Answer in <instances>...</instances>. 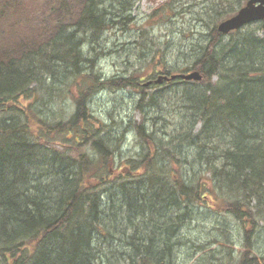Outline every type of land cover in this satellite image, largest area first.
I'll use <instances>...</instances> for the list:
<instances>
[{
  "label": "trees",
  "instance_id": "16d2710c",
  "mask_svg": "<svg viewBox=\"0 0 264 264\" xmlns=\"http://www.w3.org/2000/svg\"><path fill=\"white\" fill-rule=\"evenodd\" d=\"M14 1L0 4V264H264L252 249L264 228V21L217 29L248 0L195 2V30L183 35L206 33L183 63L166 65L156 49L146 75L111 78L95 72L99 41L109 16L127 19L137 0H79L63 16L69 0H56L52 31L7 41L4 10L27 14ZM192 71L202 80L170 79ZM107 89L139 95L137 152L122 151L128 131L113 114L94 115L91 101ZM215 207L239 227L237 257L220 221L207 238L215 248L184 250L185 223Z\"/></svg>",
  "mask_w": 264,
  "mask_h": 264
},
{
  "label": "rangeland",
  "instance_id": "374dc122",
  "mask_svg": "<svg viewBox=\"0 0 264 264\" xmlns=\"http://www.w3.org/2000/svg\"><path fill=\"white\" fill-rule=\"evenodd\" d=\"M2 1L0 0V4ZM62 1L60 0V4ZM171 1L137 0L133 8L129 11L130 14L124 12V14H127V19H118L115 11L112 14L117 17L108 15L109 18L116 21H111L112 25L110 29L102 35L99 41V45L102 46V52L99 54L95 63V72L97 71L101 76L110 78L122 75L126 77L135 74L146 75L150 69V67H147L148 61L152 58V51L156 49L164 56L162 60L163 62L165 61L166 65L174 67L177 64L183 63L185 57L190 54L191 48L198 45L202 41L203 36H205L206 28L200 26H198L199 33L197 38L189 41L183 35H188L190 30H195L194 25L196 23L194 24L193 15L196 14L197 9L193 4L195 2H203L204 0H177L173 4L175 7L174 11L170 9L167 11L166 8L169 6H166V4H170ZM14 3L23 4V11L27 14L22 15L19 12L15 13L9 9L4 10L3 13L8 15V18L3 22L2 27L7 31V41L15 40L17 37L34 38V36L42 35L44 28L52 31L55 27L54 25H56L55 21L59 19L55 18L52 13V6L56 5V0H15ZM78 3L79 0H69V3L65 5V9L62 10L61 15L63 16L64 11L74 14L79 8ZM17 20L22 22L30 20V22L22 24L21 26L9 24ZM16 27L20 28L18 29ZM250 29H246V31H250ZM142 33H144L143 36ZM146 35L155 36L157 38L156 43L151 44L150 41H147L145 38ZM150 36L147 38H152ZM140 44H147L150 49L142 47ZM84 53L88 56V51H84ZM156 61L159 62L160 59L157 58ZM161 88L165 90L175 87L165 85ZM132 91V89H126L125 91H113L112 89L100 90L91 101L92 110L98 120L102 118V120L108 123L109 115L113 114L116 117L115 119L120 121L124 125V129L126 128L128 131L126 140L121 144V149L125 151V154L129 150L130 152L138 151L133 133L130 132V129L132 125L141 123L146 119L145 114L142 116L136 109L137 99L135 98L137 95H134ZM158 91L159 89L156 87L155 89H149L148 92L155 94ZM71 92L76 96L77 88L73 87ZM113 101H116V103ZM61 106L66 107V104H62ZM53 109L58 111L60 107L54 104ZM149 116L147 114V118ZM164 116L173 123L171 125L172 127L177 126L179 123V117L176 114L170 117ZM57 147L60 150L62 149L60 146ZM207 202L209 203V201ZM209 205L211 206L210 203ZM202 210L203 212L199 211L197 214L198 217L193 222H189L190 224L188 222L185 223L187 227L182 231L180 236H185L186 246L184 250L188 254H191L190 248L195 242L197 244L209 242L210 244H208L207 249L215 248L207 238L217 232L215 230V223L220 221L234 236L233 244H231L234 250V256H239V250L241 249L239 234L241 232L234 219L231 216L216 214L220 210L219 207H215L216 211L211 210V208ZM258 233H260L258 239L255 237L252 239V249L255 250L257 255H264V228L262 230L258 229ZM185 261L184 264H195L193 260Z\"/></svg>",
  "mask_w": 264,
  "mask_h": 264
},
{
  "label": "water",
  "instance_id": "95a60500",
  "mask_svg": "<svg viewBox=\"0 0 264 264\" xmlns=\"http://www.w3.org/2000/svg\"><path fill=\"white\" fill-rule=\"evenodd\" d=\"M261 20H264V0H248L235 15L222 21L217 29L222 34H228L231 31L239 30L245 25ZM177 77L196 81L202 79V75L198 71L173 75L171 79ZM157 82L161 83L162 80L159 78Z\"/></svg>",
  "mask_w": 264,
  "mask_h": 264
},
{
  "label": "bare ground",
  "instance_id": "6f19581e",
  "mask_svg": "<svg viewBox=\"0 0 264 264\" xmlns=\"http://www.w3.org/2000/svg\"><path fill=\"white\" fill-rule=\"evenodd\" d=\"M180 248H182V246H181V241L179 242V241H176V244H175V249H176V251L178 250H181ZM182 253V252H181ZM180 255V254H179ZM180 258H182V255H180ZM179 258V260H181ZM191 260V259H190ZM184 262H186V261H184Z\"/></svg>",
  "mask_w": 264,
  "mask_h": 264
}]
</instances>
